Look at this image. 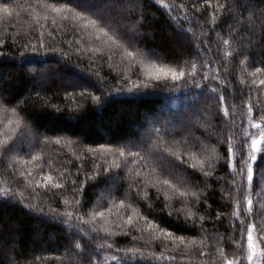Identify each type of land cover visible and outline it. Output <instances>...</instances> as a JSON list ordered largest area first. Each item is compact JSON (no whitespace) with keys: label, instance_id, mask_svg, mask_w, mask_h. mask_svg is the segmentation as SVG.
Here are the masks:
<instances>
[{"label":"trees","instance_id":"trees-1","mask_svg":"<svg viewBox=\"0 0 264 264\" xmlns=\"http://www.w3.org/2000/svg\"><path fill=\"white\" fill-rule=\"evenodd\" d=\"M262 81L264 0H0V264H264Z\"/></svg>","mask_w":264,"mask_h":264},{"label":"snow or ice","instance_id":"snow-or-ice-1","mask_svg":"<svg viewBox=\"0 0 264 264\" xmlns=\"http://www.w3.org/2000/svg\"><path fill=\"white\" fill-rule=\"evenodd\" d=\"M5 11H7V9H5ZM182 75H183V73H182ZM174 78H175V75H174ZM261 83H264V81H262ZM94 99H95V97H94ZM252 127L258 128L259 125L253 124ZM259 143H260V141L255 140V139L252 141V155L250 156V159L253 161V163L247 165V176H248L249 181L253 180L254 170L264 174V154H262L259 158L256 155L257 151H259V149L257 147ZM241 151L243 153V149H241ZM229 152H231V149H229ZM123 154L124 153L122 152L121 155H123ZM241 159H243V155L241 156ZM252 231H253L252 226H249L248 227V242H249V248L250 249H252L254 247ZM257 238L259 239L260 237L258 236ZM248 260L251 261L252 256H249ZM226 264H232V261L228 260V261H226Z\"/></svg>","mask_w":264,"mask_h":264},{"label":"rangeland","instance_id":"rangeland-1","mask_svg":"<svg viewBox=\"0 0 264 264\" xmlns=\"http://www.w3.org/2000/svg\"><path fill=\"white\" fill-rule=\"evenodd\" d=\"M151 70H152V71H155V72H156V71H159L158 69H156L155 66H152V67H151ZM159 73H160V72H159Z\"/></svg>","mask_w":264,"mask_h":264}]
</instances>
